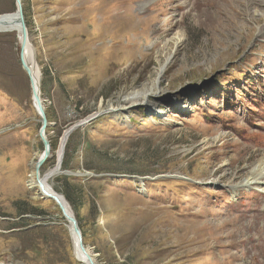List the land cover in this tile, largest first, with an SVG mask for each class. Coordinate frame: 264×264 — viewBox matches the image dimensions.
I'll use <instances>...</instances> for the list:
<instances>
[{
  "label": "rangeland",
  "instance_id": "rangeland-1",
  "mask_svg": "<svg viewBox=\"0 0 264 264\" xmlns=\"http://www.w3.org/2000/svg\"><path fill=\"white\" fill-rule=\"evenodd\" d=\"M22 7L48 122L41 176L63 133L104 111L70 133L47 179L94 262L264 264V192L241 185L264 155V0ZM161 65L148 105H128ZM39 128L17 34L0 32V263L82 264L56 204L29 188Z\"/></svg>",
  "mask_w": 264,
  "mask_h": 264
},
{
  "label": "water",
  "instance_id": "water-1",
  "mask_svg": "<svg viewBox=\"0 0 264 264\" xmlns=\"http://www.w3.org/2000/svg\"><path fill=\"white\" fill-rule=\"evenodd\" d=\"M14 8H15V10L11 13L0 14V24H1L0 31H6L7 30L6 26L4 24L6 21V17L11 16V15L14 16L16 23L18 25V30L20 32V39H21V44L19 47V61H20L22 69L25 71V73L29 79V85H30V89H31L32 106L34 107V110L37 113V115L39 116V120H40V128L38 131V136H39V139L43 145L44 151L37 158V160L35 162L36 177H37V179H39L40 169H41L42 165L45 163V161L47 160V158L50 157V146H49V141L47 140V136H46V128H47L48 122H47L45 112H44L43 107H42L41 102H40V98H39L40 93L36 89L35 83L31 80L29 66L27 65V63L23 59V48H24L25 44L27 42H29V36H28V31H27L24 15H23L22 0H14ZM30 46H31V44H30ZM32 51H33V49H32ZM101 112L104 113V111H102V110H101ZM101 112L96 113V114L90 116L89 118L72 125L68 130H66L63 133V137L61 140L62 151H61L60 157L57 160V166H58L57 169L58 170H60V167H61V159L63 156L64 147H65L66 141H67L70 133L73 132L74 130H76L77 128L89 123L91 120L96 118ZM59 172L57 171V173H59ZM66 173L71 174L69 172H66ZM74 175L82 176L83 174L75 173ZM89 175H92V174H89ZM39 184L41 186L42 193H43L44 197L48 200L53 201L56 204V206L58 207L63 219L66 221V223L68 225V229H69L71 239L76 241L79 252L85 256V258H86L85 261L87 262V264H96L94 262V259L87 253V248L84 246L82 234H81V230L79 228L78 222H77V220L73 214V211L71 210L70 206L68 205V203L63 202L64 197L63 196L61 197L55 193L54 194L48 193L44 189L43 182L41 180H39ZM40 224L50 225L53 223H51V222L40 223L39 221H37V223L33 226L40 225ZM33 226H30V227H33Z\"/></svg>",
  "mask_w": 264,
  "mask_h": 264
},
{
  "label": "bare ground",
  "instance_id": "bare-ground-1",
  "mask_svg": "<svg viewBox=\"0 0 264 264\" xmlns=\"http://www.w3.org/2000/svg\"><path fill=\"white\" fill-rule=\"evenodd\" d=\"M4 24H5L7 30L6 31H0V32H15L17 34L18 43H19V47H20V44H21L20 32L18 30V25L16 23L14 16L11 15V16L6 17V21ZM0 28H1V24H0ZM182 41L183 40L181 38V34L179 33V31L175 32L174 35L171 37L172 45H171V49L168 53L169 57L174 56L175 52L177 51V48L181 46ZM29 43L30 42H27L23 48V59L27 63V65L29 66L31 80L35 83V87L40 93L39 98H40V102H41V105H42L43 110H44L43 101L41 99V89H40V86H41L40 69H39L37 62L35 61V57L33 55V51H32L33 47L30 46ZM162 74H163V65H161L160 68L155 69V77L151 81V88L147 89L142 94L133 92L125 99V101L128 103V105L130 104V106H131V105L137 104V103H140L143 105L147 104L149 102V99L152 98L153 94L156 93V92L153 93L152 91H153V89L156 88V84L159 82V79L161 78ZM61 140H62V138H61ZM61 146H62V144L60 142V146H59V149L57 151V158H59L61 155V151H62ZM57 168H58V166L56 165L51 171L47 172L43 176L40 175L39 179H37L36 170H35V162L31 165V173L29 176L30 177L29 188L35 193L36 196L41 197L43 199H46L42 193V189H41V186L39 184V180H41L43 182V187L48 193L57 194L56 192L53 191L51 186L47 183V179L49 177L57 174V171L58 172L60 171ZM241 185L243 187L249 186V185H254V187H257L258 191L264 192V155L258 161V164H256L255 167H253L251 173L249 174V178H247ZM59 196H61V195H59ZM63 202H66L65 199L63 200ZM72 243H73L75 258L78 259L82 264H87V262L85 261V259H86L85 256L79 252L76 241L73 240ZM87 253L93 258V255H92V252L90 249H87Z\"/></svg>",
  "mask_w": 264,
  "mask_h": 264
},
{
  "label": "trees",
  "instance_id": "trees-1",
  "mask_svg": "<svg viewBox=\"0 0 264 264\" xmlns=\"http://www.w3.org/2000/svg\"><path fill=\"white\" fill-rule=\"evenodd\" d=\"M81 234H82V232H81Z\"/></svg>",
  "mask_w": 264,
  "mask_h": 264
}]
</instances>
